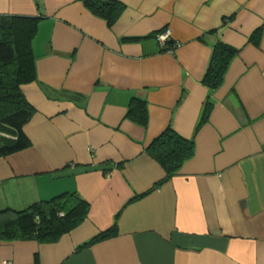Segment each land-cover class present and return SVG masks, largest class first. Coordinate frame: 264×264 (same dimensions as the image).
Listing matches in <instances>:
<instances>
[{
  "label": "crops",
  "instance_id": "0c3cea01",
  "mask_svg": "<svg viewBox=\"0 0 264 264\" xmlns=\"http://www.w3.org/2000/svg\"><path fill=\"white\" fill-rule=\"evenodd\" d=\"M119 1L109 25L82 0H0V14L40 17L37 80L20 86L31 143L0 156V210L64 191L89 202L57 241L0 239V264H264V0ZM166 27L172 51L155 38ZM217 37L240 50L210 91ZM132 97L146 126L126 116ZM167 125L193 155L128 202L165 175L144 148Z\"/></svg>",
  "mask_w": 264,
  "mask_h": 264
},
{
  "label": "trees",
  "instance_id": "16d2710c",
  "mask_svg": "<svg viewBox=\"0 0 264 264\" xmlns=\"http://www.w3.org/2000/svg\"><path fill=\"white\" fill-rule=\"evenodd\" d=\"M95 15L112 24L124 9L119 0H82ZM40 17L20 14H0V156L22 150L31 143L23 130L35 108L23 94L21 84L37 80L32 40ZM262 26L254 29L249 40L257 44ZM163 49L174 48L171 39ZM240 48L217 37L201 82L211 91L223 82L225 71ZM212 101L207 96L201 122L206 120ZM126 116L143 126L147 125V107L144 99L132 97ZM156 160L165 175L145 192L132 196L135 200L177 174L183 163L194 153V140L167 125L144 148ZM89 202L77 191H64L46 200L30 203L25 208L0 210V239H34L38 242L57 241L64 233L80 224L87 216ZM116 231L115 224L102 230L86 243L107 237Z\"/></svg>",
  "mask_w": 264,
  "mask_h": 264
},
{
  "label": "built area",
  "instance_id": "2783aa9c",
  "mask_svg": "<svg viewBox=\"0 0 264 264\" xmlns=\"http://www.w3.org/2000/svg\"><path fill=\"white\" fill-rule=\"evenodd\" d=\"M170 28L166 27L160 31H157L155 33V38L157 39V41L162 45L164 46L166 41L170 38ZM171 49L170 51H172V48H169ZM168 49V50H169ZM7 264V263H6Z\"/></svg>",
  "mask_w": 264,
  "mask_h": 264
}]
</instances>
